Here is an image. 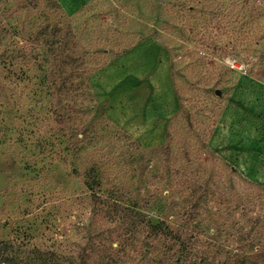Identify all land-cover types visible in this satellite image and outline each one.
<instances>
[{
    "label": "rangeland",
    "instance_id": "rangeland-1",
    "mask_svg": "<svg viewBox=\"0 0 264 264\" xmlns=\"http://www.w3.org/2000/svg\"><path fill=\"white\" fill-rule=\"evenodd\" d=\"M263 88L264 0H0V264H96L136 232L99 167L195 251L264 264Z\"/></svg>",
    "mask_w": 264,
    "mask_h": 264
},
{
    "label": "trees",
    "instance_id": "trees-1",
    "mask_svg": "<svg viewBox=\"0 0 264 264\" xmlns=\"http://www.w3.org/2000/svg\"><path fill=\"white\" fill-rule=\"evenodd\" d=\"M243 76L241 75L239 80ZM245 77L249 78L247 75ZM240 82L241 80L238 81V83ZM253 83L255 84V82ZM258 100L259 98H256V102ZM249 103L252 102L249 101ZM100 106L95 110L97 111ZM88 177L92 184L87 183L93 191L97 190L96 194L99 198H102L105 211L125 205L139 215L137 216L139 229L136 232L119 234L116 240H113L112 236L101 235L103 237L101 242L103 250L99 252L98 264H221L218 252L209 256L206 252L201 253L190 248L192 245L187 242L186 236L191 234L192 220L187 218L186 226L177 224L176 216L171 212L170 207L167 208L164 205V200L148 202L144 205V208L151 205L153 208H158L160 215H162L159 216L156 222H153L149 216L141 215L143 213L141 210L144 208L139 204V201L126 200L125 196L121 194L120 188H114L113 190L107 188L105 185L107 177L102 168L93 169ZM167 191L170 194L171 190ZM125 225L126 222H124ZM212 229L208 227L209 232ZM115 243H117L116 248L113 247ZM261 252L260 250L255 252H229L227 262H244L251 255L256 256ZM88 258L91 259L90 256Z\"/></svg>",
    "mask_w": 264,
    "mask_h": 264
}]
</instances>
